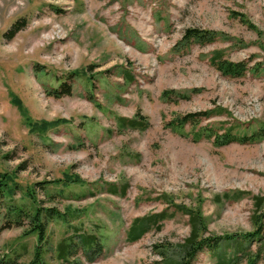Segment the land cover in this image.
<instances>
[{
  "label": "rangeland",
  "instance_id": "1",
  "mask_svg": "<svg viewBox=\"0 0 264 264\" xmlns=\"http://www.w3.org/2000/svg\"><path fill=\"white\" fill-rule=\"evenodd\" d=\"M15 23L20 28L7 36ZM187 28L217 37L182 45ZM216 50L245 60V74H221L210 62ZM63 80L71 94L56 96ZM165 90L186 98L167 100ZM209 109L221 112L196 126L168 125ZM140 116L145 128L120 123ZM262 124L264 0H0V173L14 181L0 198V226L13 220L14 204L68 210L67 221L46 225V264H174L190 232L187 215L174 213L134 242L126 235L135 217L175 204L197 212L201 235L254 230L264 137L216 146L194 133L211 126L249 134ZM123 184L124 195L108 190ZM20 221L0 232V262L33 258L37 236L26 217ZM75 227L95 234L99 249L73 245L60 260L56 246L72 235L79 241ZM239 244L222 243L189 264H221L238 248L258 246Z\"/></svg>",
  "mask_w": 264,
  "mask_h": 264
},
{
  "label": "trees",
  "instance_id": "2",
  "mask_svg": "<svg viewBox=\"0 0 264 264\" xmlns=\"http://www.w3.org/2000/svg\"><path fill=\"white\" fill-rule=\"evenodd\" d=\"M24 21H21L22 23ZM20 28L19 23H15L13 28L10 29L7 33V36L11 37L12 34L16 30ZM217 37V32L209 29H201V28H187L184 31L181 42L182 45H189L192 43H197L199 45H205L211 42H214ZM211 64L217 69L221 74L229 77H241L245 74L248 69L247 62L245 60L241 61H232L223 57V52L220 50H216L212 53L210 57ZM76 74L75 72H73ZM193 91V90H192ZM54 94L56 96L61 95H69L71 94V85L63 80L61 81L59 88L54 90ZM174 91L165 90L163 91V96L168 99L173 98H186L184 93L176 94ZM175 96V97H174ZM17 101V100H16ZM18 102V101H17ZM216 109L212 110H200L195 112H188L184 114L176 115L171 121L168 122L172 128H181L184 125L196 126L203 119H207L214 114H218ZM121 125L127 124L134 128H145L146 127V119L144 116H140L139 119L136 117L130 119H122ZM195 138H199L201 136H206L213 138V143L216 146H222L229 144L231 142L238 143H247L252 140H256L264 137V124L260 125V127L252 131L251 133H238L233 132L230 129L223 131L222 133H217L213 127L204 126L200 128L198 131L194 133ZM57 182V181H55ZM63 184H66L68 181H61ZM12 183H14L11 175L7 173H0V198L4 195H11ZM45 184V183H44ZM41 188L44 189L45 186L41 185ZM127 189V184H123L119 187L116 186L109 187V192L117 195H124ZM245 192H238L234 197H238ZM28 197L34 199L33 191H28L26 193ZM226 198H229L230 195L228 193L224 194ZM253 204L255 206L254 214H253V224L255 226L254 230L250 232L244 233H227L223 235H201L200 232L203 228H205L202 224V220L197 212L193 211L185 207L184 205L173 206V211L168 212V209H163L157 213H151L143 216H138L132 219L130 226L127 230L126 239L129 242H134L140 239L146 232L151 230L152 228L160 229L161 222L164 219L172 217L174 213L180 212L188 216L189 224H190V232L189 235L184 239L183 244L181 245V255L178 261L174 264H189V261L195 258L201 252H209L215 253L222 245V243H233L236 242L238 245H242L239 243L247 242L250 244L251 242H256L258 245L255 250L250 249V247L245 249L243 247L238 248L240 252L237 253L233 257H230L221 264H241L244 260V264H257L259 260L264 261V196L260 195H252ZM67 211L60 212L54 208H40V207H32V208H23L21 205H11L9 214H11V218L8 225L0 226V232L2 229L10 226V224H22L20 223L21 219L26 217L29 222V230L30 233H35L37 236V244L35 246V250L33 253V258L28 263L21 264H46L42 259L43 249L41 248L42 244L46 240V225L48 221L53 219H59L62 221L66 220ZM13 215V216H12ZM79 229L75 227V234H79ZM79 241H75L73 235L69 238H64L60 240L56 246V256L60 260H66L70 253L76 251V248L79 245L85 250L90 251L91 249L98 250L100 244L98 243L97 236L95 234H79ZM99 244V246H98ZM73 245H76V248ZM220 258V257H219ZM221 260V258L219 259ZM222 262V261H219ZM20 264L16 260V257L9 258L7 260H2L0 264ZM172 264V263H170Z\"/></svg>",
  "mask_w": 264,
  "mask_h": 264
}]
</instances>
